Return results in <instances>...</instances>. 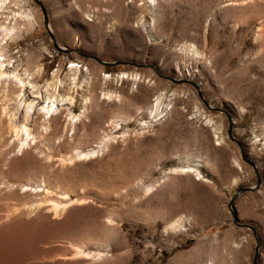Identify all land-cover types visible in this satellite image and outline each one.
<instances>
[{"label":"rangeland","instance_id":"374dc122","mask_svg":"<svg viewBox=\"0 0 264 264\" xmlns=\"http://www.w3.org/2000/svg\"><path fill=\"white\" fill-rule=\"evenodd\" d=\"M19 1L36 21L7 61L70 99L26 140L0 83V264H264V0H41L70 52Z\"/></svg>","mask_w":264,"mask_h":264},{"label":"bare ground","instance_id":"6f19581e","mask_svg":"<svg viewBox=\"0 0 264 264\" xmlns=\"http://www.w3.org/2000/svg\"><path fill=\"white\" fill-rule=\"evenodd\" d=\"M5 1L6 0H0V9L4 6ZM8 3H9V0H8ZM14 5L16 6V8L15 10H12V13H11V18L13 21L10 22L6 20L5 22L0 23V83L8 88L12 86V88L15 90L16 97L14 98L18 102V106L23 107L24 114L22 116V120L19 121L18 123H15L13 126L17 129V133L24 135L27 140L30 137H34L32 128L29 127V123H28L30 117L33 114H35L36 116L43 114L46 117L50 116L51 119H55V117L57 118L56 115L58 113L60 114L61 109L63 107L62 105H64L65 100L68 101L70 98L65 99L58 92L59 86H57L54 81L55 77H57V74L55 72L52 73V77L50 81L45 80L42 85H39L38 81L40 79H43L44 74L42 71V66L39 63L38 59L36 61L35 67L32 68L31 72L28 74L20 73L15 67H13V64L11 62L7 61L5 56L9 57V55H7L5 51L6 41L14 39L17 36H21L20 35L21 33L27 32L28 30L32 29L36 21L34 19V15H32L30 10L24 9V6L23 7L21 6V1L13 0V6ZM15 18L16 19L19 18V20L21 19L23 22L16 23ZM48 28L50 29L49 26ZM75 66L76 68L73 69L74 72H81L80 68H78L77 65ZM10 67H13V68L9 69ZM86 71H88V68L86 69ZM88 73L89 72H86L84 79L87 78ZM122 74L125 75V73H122ZM188 74H189V71H188ZM160 102L161 100H158L157 104H159ZM16 111H18V108L16 109ZM82 113L83 111H81L79 115H81ZM67 115L69 116V122H70L69 124H71V121H72L71 118L79 117V115H74L69 111ZM36 123H37L36 121L33 123V127H35ZM116 124L118 123H115V125ZM73 125H75V123H73ZM45 129L47 130L48 127H46ZM95 151L96 150L94 148H88L85 151H81L80 154L89 155L93 153L94 155ZM187 169L190 170L192 169V167H187ZM181 170L183 171L185 169H181ZM77 201L78 200H72L70 198H67L66 195H63V197H59L55 199L54 201L52 199L51 203L49 204V207H51L56 213V210H58L59 208L60 210L61 208L64 209L63 207L67 205L69 206V204L75 203ZM185 224H186L185 220H183L182 218H178L177 220L168 224L166 228L170 230H173V229L176 230L177 228L180 230H184L186 226ZM75 250L77 254L79 253L82 254L83 252L81 251L80 247H76Z\"/></svg>","mask_w":264,"mask_h":264},{"label":"water","instance_id":"95a60500","mask_svg":"<svg viewBox=\"0 0 264 264\" xmlns=\"http://www.w3.org/2000/svg\"><path fill=\"white\" fill-rule=\"evenodd\" d=\"M40 8V11L42 13V18H43V26L44 28L46 29V32L49 36V38L51 39V42H52V45L53 47L58 50V51H62V52H70V51H73V49L71 48H65V47H62V46H59L58 44L55 43L54 41V37L52 36L51 32H50V29L48 28V25H47V15H46V11L44 9V6L42 4V1L41 0H33ZM92 58L98 60V58L96 56H92ZM150 67H154L153 65H150ZM162 76V75H160ZM164 78H169L168 76H162ZM184 81H188L190 84H192L196 90H197V94L198 96L200 97V99L202 100L203 104L206 106V107H209V108H212L210 105H208V103L202 98L201 96V93L198 89V86L195 82L191 81V80H184ZM227 135L229 138L233 139L238 145L239 143L237 142V140L235 138H233V136L231 135V132H230V121L228 120V128H227ZM246 162H248L252 167H254L253 163L250 162L249 160L246 159ZM258 185V180H256V183L255 185L253 186H250V187H244V188H237L235 190V194L243 191V190H248V189H252V188H255L256 186ZM252 264H255V259L253 258L252 260Z\"/></svg>","mask_w":264,"mask_h":264}]
</instances>
